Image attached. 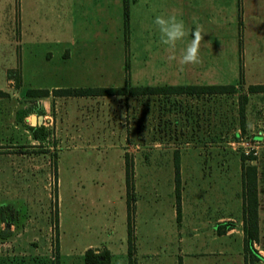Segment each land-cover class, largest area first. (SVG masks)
Returning <instances> with one entry per match:
<instances>
[{
  "label": "rangeland",
  "instance_id": "rangeland-1",
  "mask_svg": "<svg viewBox=\"0 0 264 264\" xmlns=\"http://www.w3.org/2000/svg\"><path fill=\"white\" fill-rule=\"evenodd\" d=\"M217 1L215 13L203 0H172L152 14H176L193 31L203 27L197 66L169 61L154 19L137 14L138 25L131 23L127 35L120 24L108 28L105 44L90 43L88 51L83 36H75L73 57L62 59L70 54L64 52L43 68L54 76L45 78L48 84L6 87L0 98V264H264L241 248L238 225L242 155H253L264 174V92L249 91L264 84V24L247 20L244 33L238 8L231 18L226 0ZM124 5L131 13V0ZM191 38L178 43L177 55ZM190 84H234L235 92L53 94L63 87ZM34 86L50 95L29 96ZM242 95L248 96L243 117ZM31 115L43 116L45 138L34 137L30 127L40 124ZM126 157L135 195L130 219ZM261 205L255 248L264 254V190ZM229 213L238 215L235 230L220 235L229 220L219 219ZM89 250L100 257L97 263L86 259Z\"/></svg>",
  "mask_w": 264,
  "mask_h": 264
},
{
  "label": "crops",
  "instance_id": "crops-1",
  "mask_svg": "<svg viewBox=\"0 0 264 264\" xmlns=\"http://www.w3.org/2000/svg\"><path fill=\"white\" fill-rule=\"evenodd\" d=\"M171 2L172 0H131V13L130 8H128V23L126 26L124 0H0V90L5 92L0 98L7 96L6 87L9 84L15 85L16 78H19L21 85L48 84L49 80L45 78H53L54 76L48 75L49 72L44 69L51 68L55 65V62H59L60 55L63 57L64 52L70 54L62 59L67 60L73 57L74 48L72 47L77 43L75 36L78 34L83 36L82 43H85L84 49L88 51V44L90 43L104 41L103 44H105L108 28L120 24L121 29H124V34L127 35L131 23L132 26L138 25L139 17L137 14L142 16L146 14V18L143 17L146 20L154 19L152 14L159 13L160 5H171ZM201 2L202 0H198L199 5ZM208 2L203 0L205 8L209 12H219L217 4L222 1L210 0L209 4ZM225 3L229 4L232 10L231 14L229 13L231 18L234 15L233 11L238 8L236 18L238 19L240 15L244 25V33L247 20H259L264 24V0H226ZM198 13L202 14L201 10ZM118 17H120V20ZM114 20L119 22L116 24ZM146 24L149 28L148 21H146ZM97 36L103 38L99 40L92 39V37ZM86 58L88 59V55H86ZM11 70L16 72L10 75ZM41 88V86H34L31 89ZM74 97L83 98L84 96ZM46 106L44 105L45 109H47ZM33 116L31 115V119ZM250 163H253V160ZM257 167L259 241L254 243V247L255 244L260 243L261 239V196L264 190L262 186L264 174H262L258 165ZM239 202L241 221L238 225L242 228L240 246L245 248L243 196ZM235 216L238 215L229 213L227 216H221L219 220L228 218L229 221L231 220L230 222H233ZM234 230L233 223L232 228L228 229L226 233ZM259 256L258 261H263L264 254L259 253Z\"/></svg>",
  "mask_w": 264,
  "mask_h": 264
},
{
  "label": "trees",
  "instance_id": "trees-1",
  "mask_svg": "<svg viewBox=\"0 0 264 264\" xmlns=\"http://www.w3.org/2000/svg\"><path fill=\"white\" fill-rule=\"evenodd\" d=\"M128 7L125 6L126 26L128 23ZM14 70L10 71V75L14 74ZM16 86H21L19 78H16ZM251 93L264 92V84H253L249 86ZM234 84H190V85H137L128 86L123 85L120 87L115 86H89V87H63L53 90L55 96H84L94 97L101 95H152V94H224L234 93ZM5 92L0 90V96ZM28 95L33 97H47L50 95L49 89H29ZM247 95L241 96L240 114L244 115V107L247 101ZM20 122L24 117L22 111L18 113ZM30 130L37 139L45 138V129L43 125L31 126ZM253 155H242V179H243V219H244V247L255 259L259 260L260 256L254 247V243L259 241V196H258V167L255 163H246L252 161L255 157ZM131 166L132 163L126 157V186H127V212L130 219L132 210L134 208L135 195L133 193V184L131 181ZM176 167V189H177V213H181L180 201V162L179 158L175 162ZM233 222H225L218 230V234H224L228 229L232 228ZM130 232V231H129ZM10 231L4 230L3 236H9ZM86 259L90 263H97L100 257L88 251ZM247 259V258H246ZM247 262V260H246Z\"/></svg>",
  "mask_w": 264,
  "mask_h": 264
},
{
  "label": "clouds",
  "instance_id": "clouds-1",
  "mask_svg": "<svg viewBox=\"0 0 264 264\" xmlns=\"http://www.w3.org/2000/svg\"><path fill=\"white\" fill-rule=\"evenodd\" d=\"M153 24L159 33L160 44L169 53V61H176L181 66H197L202 63L200 49L205 34L202 26H196L194 31L188 29L183 20L171 13L156 15ZM189 35L191 40L177 55L178 43H182Z\"/></svg>",
  "mask_w": 264,
  "mask_h": 264
},
{
  "label": "water",
  "instance_id": "water-1",
  "mask_svg": "<svg viewBox=\"0 0 264 264\" xmlns=\"http://www.w3.org/2000/svg\"><path fill=\"white\" fill-rule=\"evenodd\" d=\"M32 120H36L38 124H43V116L39 115V116H33Z\"/></svg>",
  "mask_w": 264,
  "mask_h": 264
},
{
  "label": "built area",
  "instance_id": "built-area-1",
  "mask_svg": "<svg viewBox=\"0 0 264 264\" xmlns=\"http://www.w3.org/2000/svg\"><path fill=\"white\" fill-rule=\"evenodd\" d=\"M255 153V152H254Z\"/></svg>",
  "mask_w": 264,
  "mask_h": 264
}]
</instances>
